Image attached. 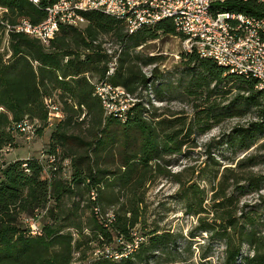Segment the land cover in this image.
<instances>
[{"label":"trees","instance_id":"16d2710c","mask_svg":"<svg viewBox=\"0 0 264 264\" xmlns=\"http://www.w3.org/2000/svg\"><path fill=\"white\" fill-rule=\"evenodd\" d=\"M54 1L39 0V4L34 5L28 0H0V7L4 9L0 16L10 23L22 17L36 23L45 17V7ZM218 8L264 17V4L254 1L230 3ZM83 16L87 21L83 29L61 26L48 47L25 34L10 32L9 59L5 60V53L0 51V148L11 146L12 134H20L17 125L24 118L38 120L36 133L47 127L43 97L55 95L64 113L49 135V148L46 151L54 154L56 167L46 170L49 178L42 177L44 166L36 156L0 165V264H69L74 246L73 236L71 231L63 230L72 228L77 235H82L81 216L86 208L90 210L87 221L94 226L91 228L93 235H102L110 240L111 230L130 244V250L118 251L121 256L116 257L117 260H110L112 256L110 259L99 258L96 264H139L142 259L150 257L160 258L156 260L158 264L176 263L177 256L170 247L175 246V237L169 231L158 232L155 229L144 232L142 239L135 243L131 229L138 223V215L133 207L122 204L110 218L101 220L100 217L103 213V185L118 184L119 188L131 191L137 183L145 182L148 171L159 168L158 161L163 155L180 151L185 143L180 139V130L173 129L170 118L156 119L158 116L151 111L146 118L144 114L147 110L140 101L133 102L123 112L122 119L117 113L106 116L86 74L97 72L104 77L111 55L107 57L100 53V44H95V41L98 34H111L125 48L120 50L116 69L107 81L112 86H120L126 92L134 93L137 87H146L151 78L134 69L135 64L127 50L156 39L161 34H180L170 20L144 25L128 33L121 19L102 11H86ZM0 31L4 33L1 24ZM181 55L189 64L193 63L194 75L190 86L196 85L205 92L209 104L206 109H201L202 112L208 117H234L241 114L242 107L251 106L261 120L240 129V138H244L245 134L247 136L249 130L264 131V89L257 87L256 78L230 72L215 61L195 53L181 52ZM153 60L152 56L148 57L144 64H150ZM233 90L236 95L227 104L220 105L216 101L217 97H223ZM87 115H90L88 135L72 133L71 125L75 122L77 125L83 124ZM191 127L184 134L185 138L191 134ZM116 142L121 143L122 153L118 167L110 171L100 166L99 159L101 152ZM244 146L248 147V144ZM65 160L68 161L67 165L64 164ZM66 167L69 172L64 177L63 169L67 170ZM109 174L118 175L113 176L114 181L107 179L103 182ZM251 180L254 186H258L257 179ZM188 188L190 197L187 198V207L196 196L191 186ZM83 194L87 198L81 197L66 206L67 198ZM219 197L221 202L214 205L223 207L224 200L229 197L225 194L214 196L213 201ZM50 200L53 204H49ZM39 211H45L43 217L49 221L42 225L40 236L30 235L21 216H32ZM203 211L199 205L193 213ZM223 211L225 223L215 232L217 239L223 241L225 246L223 264H264V237L257 235L252 228L236 224L229 211ZM200 229L209 231L205 226ZM75 241L79 246V242ZM243 243L251 248V254L242 255ZM163 255L166 258L159 257ZM205 256L202 254L200 259Z\"/></svg>","mask_w":264,"mask_h":264},{"label":"rangeland","instance_id":"374dc122","mask_svg":"<svg viewBox=\"0 0 264 264\" xmlns=\"http://www.w3.org/2000/svg\"><path fill=\"white\" fill-rule=\"evenodd\" d=\"M85 25L80 28L83 29ZM95 44H100V53L107 57L111 55L106 66L112 57L116 59L120 50L125 48L111 34H98ZM0 51L5 53L4 58L8 60V39L1 31ZM127 51L135 64L134 69L140 70L151 80L146 87H137L134 93L126 92L120 86L114 90L99 88V92L112 98L111 113L119 114V119H122L123 112L133 102L140 101L147 110L144 114L146 118L150 115L149 111L158 116L156 119L170 118L173 129L180 130V139L185 143L179 152L163 155L158 161L159 168L148 171L145 182L137 183L131 191L119 188L118 184H102L103 213L100 219L110 218L122 204L133 207L138 215V223L131 229L135 243L142 239V233L155 229L158 232L169 231L175 237V246L170 247L178 261L164 264H223L225 246L215 235L225 223L222 219L225 216L223 209L229 211L233 222L252 228L257 235L264 237V131L253 129L244 138L239 136L240 129H246L251 122H259L261 119L251 106L242 107L241 114L234 117H208L202 112L201 109H206L209 103L200 87L190 86L194 75L193 63L189 64L181 55L180 36L161 34ZM151 56L154 58L152 63L144 64ZM154 68L156 71H153ZM88 77L95 89L104 79L97 72L88 73ZM235 95L236 91L233 90L223 97H217L216 101L220 105L227 104ZM89 125L90 115H87L83 124L77 125L75 122L70 130L74 134L87 136ZM191 125V134L185 138L184 134ZM51 130L52 127H45L35 132L29 140L26 139V133L14 132L11 146L0 152V159L10 162L39 156L41 150L49 148ZM116 143L101 152L99 159L100 166L110 171L116 170L122 153L121 143ZM246 144L248 147L244 146ZM66 168L69 172V168ZM117 175L109 174L102 181H114ZM251 178L258 180V186H254ZM189 186L196 196L187 207ZM223 194L229 197L224 200L223 207L214 205L221 202V199L219 197L213 201V197ZM81 197L87 198L85 194L67 198L66 206ZM49 204H53V201L50 200ZM199 205L204 211L194 214L193 211ZM89 214L90 210L84 209L81 216L82 235H77L72 228L63 230L71 231L73 236L74 246L69 264H96L99 258L110 259L112 256L110 260H113L121 256L119 250H130V244L111 230V241L105 236L93 235L91 228L94 226L87 221ZM48 221L47 218H40L41 227ZM202 226L209 228V231L201 230ZM241 253L251 254L252 251L243 243ZM202 254L206 256L200 259ZM159 257L166 258L165 255ZM156 260L160 258L142 259L139 264H158Z\"/></svg>","mask_w":264,"mask_h":264},{"label":"built area","instance_id":"2783aa9c","mask_svg":"<svg viewBox=\"0 0 264 264\" xmlns=\"http://www.w3.org/2000/svg\"><path fill=\"white\" fill-rule=\"evenodd\" d=\"M28 1L34 5L39 4V0ZM248 1L264 4V0H55L45 7V17L39 22L33 23L22 17L10 23L0 16V24L8 40L10 32L22 33L48 47L61 26L80 28L86 24L83 16V12L86 11L99 10L121 19L128 33L144 25L170 20L180 34L181 52L195 53L215 61L230 72L250 75L256 78L257 87L264 89V17L218 8L230 3ZM2 11L4 9L0 7V15ZM116 66L117 61L112 57L108 62L104 79L99 82V87L94 88L105 113L109 114L113 111L112 100L98 89L119 88L107 82ZM86 77L94 85L88 74ZM43 103L47 109V127L53 128L64 116L61 103L59 104L54 96L43 97ZM37 126L38 120L30 121L28 118H24L17 125L21 133H26L27 140L33 136ZM7 146L0 148V152ZM36 158L44 166L42 177L49 178L46 170L56 168L54 154L48 153L45 149L41 150ZM64 164L67 165L68 161L65 160ZM0 165H3L1 159ZM25 170L29 171L27 168ZM67 175V170L63 169V176ZM44 213L45 211H39L32 216L22 217V222L30 235L41 234L40 218Z\"/></svg>","mask_w":264,"mask_h":264},{"label":"bare ground","instance_id":"6f19581e","mask_svg":"<svg viewBox=\"0 0 264 264\" xmlns=\"http://www.w3.org/2000/svg\"><path fill=\"white\" fill-rule=\"evenodd\" d=\"M222 8V7H221ZM241 12V11H240ZM224 67V66H223Z\"/></svg>","mask_w":264,"mask_h":264}]
</instances>
